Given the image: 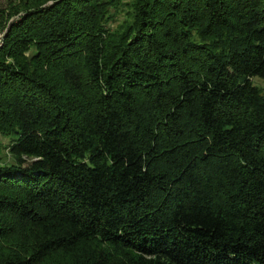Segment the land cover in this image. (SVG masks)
Returning <instances> with one entry per match:
<instances>
[{
    "label": "trees",
    "instance_id": "16d2710c",
    "mask_svg": "<svg viewBox=\"0 0 264 264\" xmlns=\"http://www.w3.org/2000/svg\"><path fill=\"white\" fill-rule=\"evenodd\" d=\"M0 39V264H264V0H10Z\"/></svg>",
    "mask_w": 264,
    "mask_h": 264
},
{
    "label": "rangeland",
    "instance_id": "374dc122",
    "mask_svg": "<svg viewBox=\"0 0 264 264\" xmlns=\"http://www.w3.org/2000/svg\"><path fill=\"white\" fill-rule=\"evenodd\" d=\"M10 0H0V6L2 8H5L7 6V3ZM1 40V39H0ZM254 83L262 90L263 94H264V81H261L259 79L254 80Z\"/></svg>",
    "mask_w": 264,
    "mask_h": 264
}]
</instances>
